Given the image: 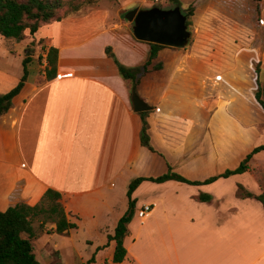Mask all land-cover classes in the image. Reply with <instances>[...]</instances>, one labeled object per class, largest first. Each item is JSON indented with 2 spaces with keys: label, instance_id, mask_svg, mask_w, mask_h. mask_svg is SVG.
Masks as SVG:
<instances>
[{
  "label": "crops",
  "instance_id": "obj_1",
  "mask_svg": "<svg viewBox=\"0 0 264 264\" xmlns=\"http://www.w3.org/2000/svg\"><path fill=\"white\" fill-rule=\"evenodd\" d=\"M179 1L195 5L189 45L160 49L135 87L153 106L145 117L154 151L141 141L143 119L133 110L132 81L107 54L111 47L128 67H140L149 57V42L135 38L120 10L100 3L21 41L44 44L19 54L22 65L31 56L27 78L0 117V210L34 206L53 189L77 224L59 233L54 222L41 229L35 222L32 244L41 264H264V208L256 199L238 197L236 175L199 185L143 181L133 193L127 256L113 261L116 241L109 235L129 208L130 183L163 175L169 166L193 181L237 167L238 138L232 143L231 134L247 131L262 110L246 73L252 59L235 40L242 30L238 23L227 29L216 24L209 7H252L255 1ZM51 46L58 48L53 77L47 75ZM158 63L162 68L154 70ZM23 74L24 66L17 77L0 71V91L11 90ZM207 129L213 134L206 143ZM201 194L212 199L203 201ZM145 203L153 209L140 218Z\"/></svg>",
  "mask_w": 264,
  "mask_h": 264
},
{
  "label": "trees",
  "instance_id": "obj_2",
  "mask_svg": "<svg viewBox=\"0 0 264 264\" xmlns=\"http://www.w3.org/2000/svg\"><path fill=\"white\" fill-rule=\"evenodd\" d=\"M256 2L257 14L262 12L263 0H253ZM99 0H0V34L6 38L16 41H23L27 38H35L38 30L45 24L61 21L72 14H78L88 5H96ZM177 5H181L179 0H171ZM195 5L190 4L184 9L188 16L187 24L192 25V16L194 15ZM257 24H261L260 16L255 18ZM150 53L147 61L140 67H128L121 63L116 57L111 47H107V54L113 58L119 68L120 74L125 79L132 81L133 87H137L141 78L150 70V65L157 58L160 49L166 47L161 44L149 43ZM31 56L23 60L24 74L20 81L8 92L0 91V117L7 113L13 105V98L21 91L27 78V64ZM47 75L53 77L56 75L58 62V48L51 46L47 52ZM154 70L161 69L162 64L153 65ZM257 75V90L255 98L264 109V99L262 98V86L260 83L261 62L255 67ZM147 112H141L143 124L141 130L142 144L154 151L151 139L148 133V122L146 120ZM264 151V144L256 145L240 161L237 167L226 169L224 172L211 176L203 181H193L176 173L172 166H169L167 173L157 177H138L129 185L127 196L129 198V208L120 218L115 233L109 235V240L116 241L114 262H122L127 256V248L124 240L129 233V224L134 218L136 199L133 193L137 187L145 180L153 182H165L170 179L183 181L189 184H209L222 177L243 174L250 168V160L258 153ZM238 195L241 198H252L261 202L264 208V193L255 194L246 188L242 183H238ZM200 199L210 201L212 196L201 194ZM39 221L40 229L46 222L56 223V231L63 233L71 228H76L77 224L70 222L67 213L61 203V194L53 189H48L41 200L34 206L26 203H19L9 207L6 211L0 210V264H41L36 258L33 250L32 239L36 236L35 222ZM28 233V238H23L21 234Z\"/></svg>",
  "mask_w": 264,
  "mask_h": 264
},
{
  "label": "rangeland",
  "instance_id": "obj_3",
  "mask_svg": "<svg viewBox=\"0 0 264 264\" xmlns=\"http://www.w3.org/2000/svg\"><path fill=\"white\" fill-rule=\"evenodd\" d=\"M103 3L106 6H110L116 10H120L119 16L121 19H125L124 15L131 9L135 8L137 5L140 8H151L158 6L164 9H169L176 5L175 2L171 0H160L158 3L154 0H99L96 5L85 6L81 12L72 15L85 14ZM250 3L239 4L235 2H220L219 4L209 5L210 10L213 11L215 15V23L224 28L236 27L234 24L238 23L240 31V36L235 40L238 44L242 45L245 49L246 57L252 59V64L247 67V75L251 77L252 88L255 92L257 90V75L255 71L256 64L261 62V74L260 83L262 86V98L264 99V0L262 12L257 14L256 2H253V6ZM183 8L188 7V3L184 2L181 4ZM215 8L216 10H213ZM216 11V12H215ZM260 16L262 19L261 24L255 22V18ZM229 17L230 19L228 20ZM132 25V24H131ZM191 28V27H190ZM30 39V38H29ZM27 41V40H25ZM21 43V44H20ZM26 43L23 46V42L16 41L14 39H9L0 34V71L7 72L11 76H21L23 73V65L20 56L25 55L26 52L33 51L38 44H44L43 41L40 43L35 41V45H30ZM38 43V44H37ZM25 47V48H24ZM26 50V51H25ZM42 48L40 47V51ZM249 77V79H250ZM2 79H0L1 82ZM248 130L238 131L236 134L233 132L231 134L232 143L238 138V151H237V165L240 161L250 152V145L252 142L255 145L264 144V110L262 108L261 113H256L254 116L253 123L247 127ZM213 134V133H212ZM211 131L207 129L204 141H209ZM237 137V138H236ZM208 151V149H207ZM233 163V162H232ZM249 170L243 174H237L235 177L238 183H242L246 188L250 189L255 194L264 193V151L256 154L249 162ZM235 180V178H234ZM239 197V195H238ZM38 246V245H37Z\"/></svg>",
  "mask_w": 264,
  "mask_h": 264
},
{
  "label": "water",
  "instance_id": "obj_4",
  "mask_svg": "<svg viewBox=\"0 0 264 264\" xmlns=\"http://www.w3.org/2000/svg\"><path fill=\"white\" fill-rule=\"evenodd\" d=\"M124 18L132 24V32L136 39L164 46L185 48L191 39L188 16L181 5H174L169 9L158 6L140 8L137 5L129 10ZM35 45V42L32 43ZM132 104L135 112L153 109L139 95L137 89H132Z\"/></svg>",
  "mask_w": 264,
  "mask_h": 264
},
{
  "label": "built area",
  "instance_id": "obj_5",
  "mask_svg": "<svg viewBox=\"0 0 264 264\" xmlns=\"http://www.w3.org/2000/svg\"><path fill=\"white\" fill-rule=\"evenodd\" d=\"M160 0H154V2L158 3ZM218 79H220L221 77L218 76L217 77ZM153 209V204H150V203H145L142 205V207L137 211V215L138 217L140 218H144L146 217V215L148 213H150Z\"/></svg>",
  "mask_w": 264,
  "mask_h": 264
}]
</instances>
